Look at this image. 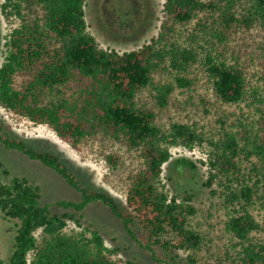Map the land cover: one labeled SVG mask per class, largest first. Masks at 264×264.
Returning a JSON list of instances; mask_svg holds the SVG:
<instances>
[{
    "label": "trees",
    "instance_id": "obj_1",
    "mask_svg": "<svg viewBox=\"0 0 264 264\" xmlns=\"http://www.w3.org/2000/svg\"><path fill=\"white\" fill-rule=\"evenodd\" d=\"M85 1L4 0L2 14L17 18L20 25L5 44L0 107L45 126L74 151L97 144L112 169L124 164L122 150L138 154L141 167L128 177L125 206H121L111 195L85 186L56 153L11 137L0 122L4 149L51 170L79 197L75 202L56 200L42 205L40 188L27 179L0 180V213L16 226L12 255L0 264H138L119 258V250L106 248L99 231L81 223L82 213L95 204L107 209L126 236L154 262L180 264L177 252L198 253L204 242L189 226V219L196 215L193 197L169 195L162 182L170 150L190 151L209 143L213 154L208 163L224 177L222 184L231 202L248 205L255 196L254 185L238 180L243 162L264 179V0H248L245 14L232 10L238 0H227L221 8L220 0H163L164 15L182 25L191 23L204 9L218 15V24L212 22L208 33L215 53L202 59L211 90L221 104H246L250 114L245 122L235 119L217 140H206L195 126L185 123L173 122L165 128L155 112L169 107L175 87L192 89L187 68L197 52L176 51L172 67L179 73L174 83L159 84L154 74L161 60L155 49L160 42L152 40L121 54L101 49L87 30ZM257 27L261 38L253 53L249 46L243 50L227 46L233 29L249 32ZM250 65L258 72L249 76L246 67ZM253 80L260 85L252 84ZM145 93L153 107H148ZM173 166L196 168L187 160H176ZM0 169L9 175L1 164ZM234 182L238 187L233 189ZM206 185L210 186L209 180ZM54 207L63 213H53ZM69 223L78 231L68 230ZM261 229L247 213L226 223V232L241 239ZM243 250L240 264H264V242ZM157 251L164 255L158 256ZM187 260L195 264L190 256Z\"/></svg>",
    "mask_w": 264,
    "mask_h": 264
},
{
    "label": "rangeland",
    "instance_id": "obj_2",
    "mask_svg": "<svg viewBox=\"0 0 264 264\" xmlns=\"http://www.w3.org/2000/svg\"><path fill=\"white\" fill-rule=\"evenodd\" d=\"M130 1L109 0V4L129 5ZM226 1L220 0L219 7L225 5ZM134 2L138 5L135 9L137 14L125 17V20L132 18L137 21L133 31H121L108 25L111 23H105L99 11L101 0L85 1V21L89 34L104 50H113L121 54L136 51L143 45L150 44L152 40L160 42L155 49L160 53L161 60L157 62L154 74V79L159 84L174 83L172 79L179 70L172 67V61L174 55L177 56V52L184 50L197 52L194 63L187 68L189 79L194 82L192 89L175 87L169 107L164 111L155 109L160 124L165 128L173 122L189 124L195 126L206 140H217L222 133L229 130L235 119L245 122L250 109L246 104L227 106L217 101L203 65L204 55L209 52L215 53L210 44L214 40L208 33L212 22L218 24V15H212L211 11L204 9L198 12L196 19L191 23L182 25L164 15L163 0H134ZM3 3L4 0H0V67L4 59L8 36L20 25L17 18H6L2 14ZM247 3L248 0H238L232 10L234 9V12L238 14H245L249 7ZM116 8L122 10L119 5ZM233 30L227 46L233 50L241 48L243 50L244 47L249 46L248 50L253 53L256 43L261 38L260 29L257 27L249 32L243 29ZM246 70L249 76L251 73L258 72L253 65L246 67ZM17 82L20 83V80L18 79ZM252 84L259 83L253 80ZM144 99L148 107H153L146 93ZM0 122L11 137L23 139L36 149L56 153L85 186L103 191L111 195L118 204L125 206L128 177L141 167L138 154H127L122 150L124 164L117 169H112L102 159V149L97 144L74 151L45 126L34 125L1 107ZM170 152L171 159L163 166L162 182L169 195H176L179 198L193 197L192 205L196 209V215L189 219V226L202 235L204 242L198 253L177 252V261H180V264H191L187 260L190 256L195 264H240L244 253L243 247L251 248L264 242V179L252 173L249 170V164L246 161L243 162L238 180L245 181L250 186L254 185L255 196L248 205L243 202H231L222 184L224 177L211 170L208 163L213 154L209 143H204L190 151L172 148ZM176 160H187L196 168L192 170L190 167L173 166ZM0 164L9 172L6 177L0 169V180L3 183L8 182L12 177L27 179L40 188L42 205L56 200L79 201L78 194L67 187L54 172L36 162L29 161L15 151L4 149L1 145ZM208 180L210 186L206 185ZM237 185L234 182L231 187L234 189L238 187ZM51 210L59 215L63 213L55 207ZM245 213L260 225L261 231L252 232L244 239L226 232V223L230 218L243 216ZM80 221L84 226H90L99 231L106 248H117L119 258L133 260L138 264H163L154 262L149 253L140 250L126 236L121 223L114 220L108 210L101 205L95 204L86 209ZM68 230L78 231L71 223ZM15 236L14 222L4 218L0 213V260L4 263H7L12 255ZM157 253L158 256L164 255L161 251ZM30 259L31 257L29 261Z\"/></svg>",
    "mask_w": 264,
    "mask_h": 264
},
{
    "label": "flooded vegetation",
    "instance_id": "obj_3",
    "mask_svg": "<svg viewBox=\"0 0 264 264\" xmlns=\"http://www.w3.org/2000/svg\"><path fill=\"white\" fill-rule=\"evenodd\" d=\"M118 5L121 6L122 10H117L116 7ZM137 6L138 5L134 2V0H131L129 5H124L123 3L109 4V0H101L99 11L105 23H111L108 25L126 32L129 30L133 31L135 29L137 21L132 20V18H127L125 20V17L131 16V14L136 15L137 11H135V9Z\"/></svg>",
    "mask_w": 264,
    "mask_h": 264
}]
</instances>
